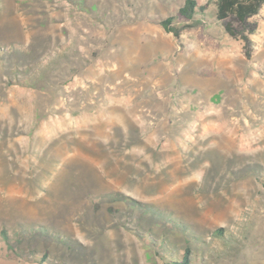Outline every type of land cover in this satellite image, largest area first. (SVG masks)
I'll list each match as a JSON object with an SVG mask.
<instances>
[{"label":"rangeland","instance_id":"rangeland-1","mask_svg":"<svg viewBox=\"0 0 264 264\" xmlns=\"http://www.w3.org/2000/svg\"><path fill=\"white\" fill-rule=\"evenodd\" d=\"M183 1L0 0V228L39 222L80 244L30 236L11 260L0 240V264H36L30 249L50 264H164L166 246L194 264H264V4L246 56L215 0L191 20ZM168 16L190 24L179 38Z\"/></svg>","mask_w":264,"mask_h":264},{"label":"trees","instance_id":"trees-1","mask_svg":"<svg viewBox=\"0 0 264 264\" xmlns=\"http://www.w3.org/2000/svg\"><path fill=\"white\" fill-rule=\"evenodd\" d=\"M67 1L72 2L73 0ZM214 4L215 18L218 21H221L224 31L230 37L242 42L245 49V55L249 56V45L251 43L250 35L254 34L256 28L255 24L249 19L259 13L262 5L264 4V0H215ZM206 7V4H198L196 0H184L177 9V16L185 20H191L195 14L203 13ZM173 19L174 16H168L160 20L159 24L164 31L171 33L175 38H179L182 30L186 27H189L190 24L179 26L173 23ZM10 46H13L16 51L23 56H30V58H33L34 56L28 46H24L15 42L10 44ZM66 51L67 50L64 49L63 52H61L62 56L66 55ZM53 62L56 63V59L53 58ZM54 63L51 61L45 65L50 68ZM36 68L38 69L39 67ZM42 74H44V72H42L40 75H37V78H33V82H36V79L40 81ZM110 198L123 199L124 197L120 194V192L110 191L104 192L101 199ZM128 199L129 204L138 211L149 212L153 216L161 217L166 224L170 223V221H174L170 218H166L163 211L151 204L142 203L131 198ZM221 231L222 228H217L214 232L218 236L222 234ZM30 236L52 240L67 247L80 245L79 242H75V240H73L66 233L53 230L46 224L33 222L29 225V227L25 228L23 224L18 223L16 224V229L13 231H11L5 225L0 228V240L6 246V252L4 255L9 257L11 260L15 259L14 256L21 257L18 254L17 246L20 245L24 239H27ZM28 251L31 257V262H35L36 264H50L46 250L43 253H40L37 249H30ZM1 254L2 248H0V257ZM158 254L161 256L164 264H194L192 259L193 252L187 246L183 248H175V250H171L166 246L163 250V254H160L159 252Z\"/></svg>","mask_w":264,"mask_h":264}]
</instances>
